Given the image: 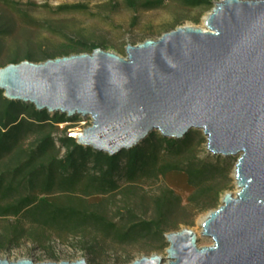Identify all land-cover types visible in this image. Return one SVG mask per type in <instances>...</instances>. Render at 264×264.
Masks as SVG:
<instances>
[{
    "label": "water",
    "instance_id": "water-1",
    "mask_svg": "<svg viewBox=\"0 0 264 264\" xmlns=\"http://www.w3.org/2000/svg\"><path fill=\"white\" fill-rule=\"evenodd\" d=\"M205 27L128 45L126 57L95 49L0 69L7 100L90 118L76 142L94 151L114 157L154 131L183 140L203 130L208 152L238 157L237 193L201 227L213 245L199 247L191 230L173 232L167 262L158 255L131 264H264V0H221Z\"/></svg>",
    "mask_w": 264,
    "mask_h": 264
},
{
    "label": "trees",
    "instance_id": "trees-1",
    "mask_svg": "<svg viewBox=\"0 0 264 264\" xmlns=\"http://www.w3.org/2000/svg\"><path fill=\"white\" fill-rule=\"evenodd\" d=\"M180 1L188 7H214L213 0ZM120 6L138 11L165 9L166 4L164 0H123L116 4ZM10 34L0 25V37ZM23 38L19 34L17 51L2 67L101 49L72 42L58 53L44 54ZM79 121L80 116L48 114L30 104L9 101L0 90V252L24 242L45 248L52 239L73 234L91 237L86 248L95 257L113 245L143 239L152 241L156 251L164 250L172 229L186 223L187 217L193 222L197 215L216 210L232 186L233 159H202L195 149L204 140L196 131L183 140L167 139L154 131L139 146L112 157L77 144L67 132L58 137L56 125ZM175 180L184 185L185 198L167 184L154 197L139 192L145 181L171 184ZM117 194L124 204L123 210L115 211L119 221L109 216V199ZM50 257L57 260L53 253Z\"/></svg>",
    "mask_w": 264,
    "mask_h": 264
},
{
    "label": "rangeland",
    "instance_id": "rangeland-1",
    "mask_svg": "<svg viewBox=\"0 0 264 264\" xmlns=\"http://www.w3.org/2000/svg\"><path fill=\"white\" fill-rule=\"evenodd\" d=\"M221 0H213L215 3ZM123 0H0V25L9 29L11 34L0 37V69L9 62L10 56L17 51L16 41L19 34L23 35V42H29L30 47L44 54L58 53L72 42L81 43L87 46L95 44L101 49L120 57H126L125 49L128 45L136 46L146 41H157L166 33L180 29L181 27H193L206 29L205 18H208L212 9L205 7H188L180 0H164L165 9H150L133 11L123 6L116 8ZM61 6H78L76 10H59ZM19 39V38H18ZM21 48L20 50H22ZM44 63V62H38ZM71 125V126H70ZM73 125V126H72ZM92 125V120L81 119L78 124H58L56 130L58 137L67 135L73 128L76 134L82 133ZM204 140L203 144L195 149V153L202 159H215L217 155L208 152V140L203 130H195ZM161 134L159 131H156ZM77 140V139H76ZM143 143V141L141 142ZM140 143V144H141ZM233 159V172L231 173L232 186L226 194L235 195L238 187L235 181V164L238 157L225 158ZM173 180V179H171ZM170 183L164 181H145L139 186L140 194L154 197L166 184L174 186L178 193L186 197L184 185L175 180ZM120 186L126 183L120 179ZM221 198V204L222 200ZM122 195L117 194L109 199V216L119 221L115 211L123 210ZM216 210H209L197 215L192 222L187 217L186 223L180 224L173 232L191 230L197 235L199 247L212 246L211 239L202 236L199 221L208 213ZM91 237L84 234H73L68 237L54 238L46 247H38L31 242H24L9 251L0 252V261H19L29 259L34 263L54 262H76L85 259L88 264H131L144 257L160 256L165 262L167 249L156 251L152 241L139 240L125 246L113 245L107 253L98 257L89 253L86 248L90 244ZM167 243V239H166ZM168 244V243H167ZM50 253L56 255L57 260H52ZM129 260V262H127Z\"/></svg>",
    "mask_w": 264,
    "mask_h": 264
},
{
    "label": "bare ground",
    "instance_id": "bare-ground-1",
    "mask_svg": "<svg viewBox=\"0 0 264 264\" xmlns=\"http://www.w3.org/2000/svg\"><path fill=\"white\" fill-rule=\"evenodd\" d=\"M206 19L207 18H205V23H206ZM209 213L205 216V217H203L200 221H199V225H200V227H202V224L207 220V218L209 217Z\"/></svg>",
    "mask_w": 264,
    "mask_h": 264
},
{
    "label": "built area",
    "instance_id": "built-area-1",
    "mask_svg": "<svg viewBox=\"0 0 264 264\" xmlns=\"http://www.w3.org/2000/svg\"><path fill=\"white\" fill-rule=\"evenodd\" d=\"M82 119V118H81ZM80 134H76V133H74L73 132V129L72 130H70V132H69V137H72V138H74L75 140L77 139V137L79 136Z\"/></svg>",
    "mask_w": 264,
    "mask_h": 264
}]
</instances>
